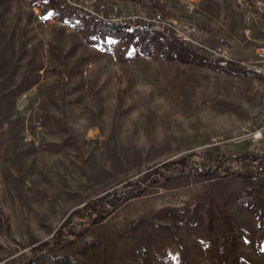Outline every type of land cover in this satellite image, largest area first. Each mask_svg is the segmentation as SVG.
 I'll return each instance as SVG.
<instances>
[{
	"label": "rangeland",
	"instance_id": "obj_1",
	"mask_svg": "<svg viewBox=\"0 0 264 264\" xmlns=\"http://www.w3.org/2000/svg\"><path fill=\"white\" fill-rule=\"evenodd\" d=\"M56 1L200 59L92 44L46 0H0V264H233L228 223L236 264H264V229L244 207H264V174L237 159L264 155V0ZM195 161L252 183L194 173ZM70 229L81 235L53 246Z\"/></svg>",
	"mask_w": 264,
	"mask_h": 264
},
{
	"label": "trees",
	"instance_id": "obj_2",
	"mask_svg": "<svg viewBox=\"0 0 264 264\" xmlns=\"http://www.w3.org/2000/svg\"><path fill=\"white\" fill-rule=\"evenodd\" d=\"M46 4L51 8L52 14L54 18L59 20L65 25H68L69 28L77 30V31H85V33L91 34L88 37V41L92 44L99 42V37H106L112 40H118L122 42H128L130 43L131 47L141 52L144 55L148 56H162L167 55L168 57H179L181 54H185L186 56L193 58V59H200V55L195 51H192L190 49H186L182 46L179 41L174 37H168L166 35H162L160 33H157L156 31L148 30V29H140V28H133L130 25H122V26H114L107 23H104L102 21H92L94 18L91 17H83V16H77L75 14L70 15L66 13V9L64 6L59 5V2L56 0H46ZM66 13V14H65ZM71 13V12H69ZM169 51H171L169 53ZM155 53V54H154ZM127 58H130L129 56ZM180 58V57H179ZM210 63L219 69L226 70L228 72H232L234 69L233 67H221L219 65V62H214L210 60ZM243 74V72H240ZM240 161H243L245 166H247L250 170L251 161L254 160H261L262 163H264V155L262 156H251L248 154H243L239 158ZM236 161V160H235ZM205 173V174H204ZM203 174L207 176H214V175H225V176H231L232 174L235 177V180L243 183L245 185H250L252 183V180L250 179L249 175L242 172H234L230 170V167H226L225 164L218 163L214 167H208ZM165 179V177L163 176ZM264 186V182L258 186L262 187ZM255 190V189H254ZM260 190V188L256 189ZM255 190V191H256ZM256 194H259L257 192ZM132 196V195H131ZM126 201V200H124ZM124 201H120L118 199H113L110 201V204L113 208H117L119 205H121ZM96 205L98 204L94 203L91 205L92 209L95 210L99 216L102 215V213L97 209ZM244 207L251 211L255 217V221L257 225H259V228L264 229V207L258 202H251L249 200H245ZM106 215L108 213H105ZM103 216V215H102ZM105 216V215H104ZM175 218H179V220H182L177 215H174ZM226 224V223H225ZM228 226H224L225 230L224 234L228 240L229 248L231 249V260L233 264H236V257L237 255H233V247L234 245H237V241L233 232V229L231 225L228 223L226 224ZM81 234H77L76 232L72 231V229L67 231V235L62 234V237L58 240L54 241L53 246H62L64 239L68 236L70 237H78ZM66 236V237H65ZM49 244H43L35 250V255L43 254L47 250H49L51 247ZM209 248V247H207ZM210 252L214 251L213 248H209ZM143 261H148L147 254L145 251H141L139 253ZM217 263V262H216ZM248 264V263H244Z\"/></svg>",
	"mask_w": 264,
	"mask_h": 264
},
{
	"label": "built area",
	"instance_id": "obj_3",
	"mask_svg": "<svg viewBox=\"0 0 264 264\" xmlns=\"http://www.w3.org/2000/svg\"><path fill=\"white\" fill-rule=\"evenodd\" d=\"M226 64L224 63V66ZM255 70H261L264 71L263 69H255ZM188 169L190 171H193L194 173H199V174H203L205 172V170L208 168L207 166H204V164H200L198 162H189L187 165ZM250 170L252 171V180L257 182L259 181L260 177L263 176L264 174V168L263 166L260 164V162H255V161H251V166H250ZM161 176V175H160ZM136 192V186L131 185V186H127L124 188V191L118 195H111L112 199H119L120 201H124L127 200L131 197V195L133 193Z\"/></svg>",
	"mask_w": 264,
	"mask_h": 264
},
{
	"label": "bare ground",
	"instance_id": "obj_4",
	"mask_svg": "<svg viewBox=\"0 0 264 264\" xmlns=\"http://www.w3.org/2000/svg\"><path fill=\"white\" fill-rule=\"evenodd\" d=\"M255 71H256L257 74H264V71H261V70H255Z\"/></svg>",
	"mask_w": 264,
	"mask_h": 264
}]
</instances>
